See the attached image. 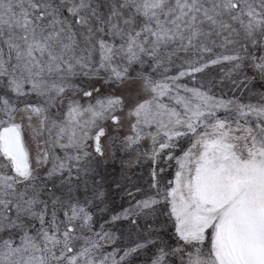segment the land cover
<instances>
[{
  "label": "snow or ice",
  "instance_id": "snow-or-ice-1",
  "mask_svg": "<svg viewBox=\"0 0 264 264\" xmlns=\"http://www.w3.org/2000/svg\"><path fill=\"white\" fill-rule=\"evenodd\" d=\"M0 264H264V0H0Z\"/></svg>",
  "mask_w": 264,
  "mask_h": 264
}]
</instances>
